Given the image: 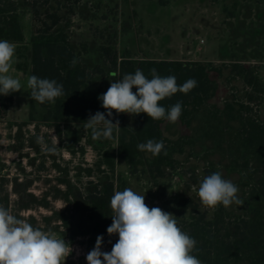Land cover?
<instances>
[{
    "label": "rangeland",
    "instance_id": "374dc122",
    "mask_svg": "<svg viewBox=\"0 0 264 264\" xmlns=\"http://www.w3.org/2000/svg\"><path fill=\"white\" fill-rule=\"evenodd\" d=\"M9 3L18 10L28 35L25 46L16 47L17 62L10 72L21 82L22 88L10 94L14 98L13 107L0 119V175L8 180L5 190L11 203L20 199L15 190H19L24 201L30 200L32 194L41 197L58 186V178L69 179L76 188L75 193L85 196L104 178L96 169L100 155L108 146L117 149V142L107 144L108 139H93L91 130L83 129L74 120L59 126L42 123L44 110L39 107L37 122L23 126L22 134L17 137L16 124L28 122L30 112V89L27 87L30 72H20L18 68L19 65L30 67V39L42 30L43 22L51 23L47 20V12L60 16L61 22L56 29L67 35L78 61L90 70L100 66L108 71L101 46H111L120 57L127 55L133 59L214 63L222 74L211 73L220 88L208 106L222 108L227 101L234 98L241 101L250 92L242 79L232 75V64L256 67L264 83V0H0L4 9L9 8ZM111 80L110 74L97 76L96 87L107 90ZM252 106L264 121V95ZM118 117L129 127H135L134 116L122 113ZM163 131L172 140L191 134L179 120L175 123L166 120ZM38 138L42 143L37 142ZM53 146L56 152L46 150ZM191 154L190 151L175 154L176 162L173 168L165 169L163 178H156L143 168L133 174L123 161H117L113 178L119 191L131 188L140 195L145 194L149 208L159 207L176 217L190 219V212L178 211V204L184 198L198 200L197 181L207 164L204 152ZM60 188L65 190L66 187ZM48 200L56 210L65 208L60 199L49 197ZM199 211L206 212L208 217L213 215V210L205 207ZM51 214L40 208L26 212L25 216L33 215L41 221L42 216ZM110 214L111 209L99 217L111 225ZM56 226L54 223L51 228L55 229L45 232L71 244L73 251L65 264H87L86 255L100 235L73 236L66 228ZM102 236V251L110 252L118 236Z\"/></svg>",
    "mask_w": 264,
    "mask_h": 264
},
{
    "label": "trees",
    "instance_id": "16d2710c",
    "mask_svg": "<svg viewBox=\"0 0 264 264\" xmlns=\"http://www.w3.org/2000/svg\"><path fill=\"white\" fill-rule=\"evenodd\" d=\"M46 17L51 23L43 22L42 30L35 32L31 38L30 76L55 79L63 85L65 94L57 98L55 103L40 104L30 98L28 122L16 124L18 138L23 126L37 122L38 107L44 110V124L59 126L74 120L84 129L90 114L105 112L98 96L107 90L96 87L97 76L106 77L110 74L111 81H115L140 69L151 79L150 70L153 68L161 77L174 75L178 85L188 79L197 81V86L188 94L177 92L159 102L166 109L178 101L182 102V114L178 120L191 130V134L172 140L163 131L167 119L153 120L144 113L134 116V131L121 122L114 112L113 122L118 119L120 128L114 129L112 139L105 141L107 144L110 141L117 142V149L108 146L100 155L96 169L103 173L104 178L94 184L85 196L75 193L76 188L69 179L58 178V186L41 197L32 194L30 200L24 201L19 190H15L20 199L11 203L9 193L5 190L8 180L6 176L0 175V203L13 215L42 231H52L55 228L51 226L55 223L56 227L66 228L73 236L106 235L110 224L99 215L110 209V199L118 190L113 178L117 161H123L133 174L143 168L146 173L163 178L165 169L173 168L175 154L204 152L207 164L197 183L200 185L204 177L220 171L225 179L233 180L238 186V196L244 203L243 206L232 204L228 208L223 205L207 208L213 210V215L208 217L206 212L199 211L204 207L199 198L197 201L184 198L178 204V211L190 212L192 217L177 218L181 229L197 241L198 251L193 254L202 264H264V121L252 106L262 100L264 95V83L258 69L242 63L232 64V75L242 79L250 92L241 101L236 98L227 101L223 108L208 106L220 88L211 73L222 74V70L214 63L133 59L127 55L120 57L111 46H101L102 58L109 65L108 71L100 66L90 70L78 61L67 35L56 29L61 22L60 16L47 12ZM0 40L19 45L25 43L22 21L12 3L7 9L0 4ZM73 59L77 61L75 66L71 64ZM19 69L23 67L19 65ZM13 104L11 95H0V119L7 115ZM149 139L163 141L167 155H164V151L159 156L139 151L137 145ZM88 174L92 176V170ZM14 182L18 185L17 179ZM62 186L66 187L65 190L60 188ZM49 197L63 201L65 208L56 210L50 204ZM40 208L52 214L42 216L41 221L33 215L25 216L26 212Z\"/></svg>",
    "mask_w": 264,
    "mask_h": 264
},
{
    "label": "clouds",
    "instance_id": "9594fccd",
    "mask_svg": "<svg viewBox=\"0 0 264 264\" xmlns=\"http://www.w3.org/2000/svg\"><path fill=\"white\" fill-rule=\"evenodd\" d=\"M17 45L0 40V95L8 96L20 92L21 82L10 75L17 62ZM77 61H71L75 66ZM151 79L143 71L125 74L122 79L111 81L107 91L98 96L105 112L90 114L85 128L91 130L93 139H112L113 130L120 128L119 120L113 122L115 112L130 116L146 114L153 120L178 121L182 114V102L178 101L169 109L160 101L177 92L188 94L197 86L195 79H188L182 85L176 77H161L155 68L150 70ZM30 98L40 104L55 103L63 96L64 87L55 79L31 75L27 79ZM133 88L136 89L133 92ZM135 131V129L133 128ZM38 143L42 140L38 138ZM139 151L159 156L165 149L163 141L154 139L137 145ZM56 152V147H48ZM164 155L167 152L164 151ZM239 188L225 179L220 171L207 175L200 182L197 195L205 208H225L232 204L243 206L238 196ZM112 223L107 227L109 236L117 235L118 240L111 251H102L104 237L97 236L94 248L86 255L87 264H202L193 253L198 251L197 241L178 224V218L159 207L145 203V194L140 195L131 188L115 191L110 199ZM111 243V241H109ZM73 248L64 238L42 231L22 218L13 215L0 203V264H65Z\"/></svg>",
    "mask_w": 264,
    "mask_h": 264
},
{
    "label": "crops",
    "instance_id": "0c3cea01",
    "mask_svg": "<svg viewBox=\"0 0 264 264\" xmlns=\"http://www.w3.org/2000/svg\"><path fill=\"white\" fill-rule=\"evenodd\" d=\"M22 26H23V32H24V36H25V43L23 44V46H25V44L27 43V37H28V35H27V33H25V28H24V24H23V22H22ZM30 41H31V39H30ZM17 45V47H19V46H22V45H19V44H16ZM16 65V64H15ZM14 67H16V66H14ZM18 70L20 71V72H30V67L29 68H23V69H19L18 68ZM25 78H26V76H25Z\"/></svg>",
    "mask_w": 264,
    "mask_h": 264
}]
</instances>
